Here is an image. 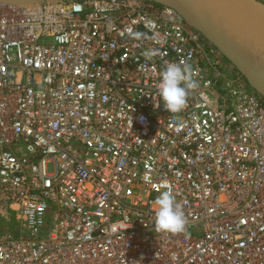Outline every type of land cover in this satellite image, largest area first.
Wrapping results in <instances>:
<instances>
[{
	"label": "built area",
	"instance_id": "built-area-1",
	"mask_svg": "<svg viewBox=\"0 0 264 264\" xmlns=\"http://www.w3.org/2000/svg\"><path fill=\"white\" fill-rule=\"evenodd\" d=\"M169 62L197 85L178 113ZM0 264H264V96L171 6L0 2Z\"/></svg>",
	"mask_w": 264,
	"mask_h": 264
},
{
	"label": "water",
	"instance_id": "water-1",
	"mask_svg": "<svg viewBox=\"0 0 264 264\" xmlns=\"http://www.w3.org/2000/svg\"><path fill=\"white\" fill-rule=\"evenodd\" d=\"M63 0H0L37 4ZM175 8L264 96V2L262 0H154Z\"/></svg>",
	"mask_w": 264,
	"mask_h": 264
},
{
	"label": "clouds",
	"instance_id": "clouds-1",
	"mask_svg": "<svg viewBox=\"0 0 264 264\" xmlns=\"http://www.w3.org/2000/svg\"><path fill=\"white\" fill-rule=\"evenodd\" d=\"M146 27L152 28L154 25L149 23ZM133 35L139 38L142 34ZM151 54L146 52L145 56ZM193 72L190 64L176 62H169L162 71L156 97L162 100L164 108L170 113H178L185 108L189 90L197 86L192 80ZM163 187L164 190L154 201L156 230L163 233H181L187 224L185 214L171 189L167 185Z\"/></svg>",
	"mask_w": 264,
	"mask_h": 264
}]
</instances>
